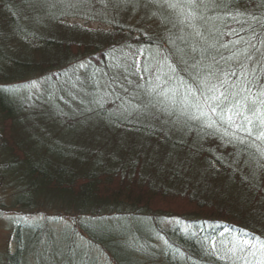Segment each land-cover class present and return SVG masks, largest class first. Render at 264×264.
Here are the masks:
<instances>
[{
  "label": "trees",
  "instance_id": "1",
  "mask_svg": "<svg viewBox=\"0 0 264 264\" xmlns=\"http://www.w3.org/2000/svg\"><path fill=\"white\" fill-rule=\"evenodd\" d=\"M0 211V264H264V0H0Z\"/></svg>",
  "mask_w": 264,
  "mask_h": 264
},
{
  "label": "rangeland",
  "instance_id": "2",
  "mask_svg": "<svg viewBox=\"0 0 264 264\" xmlns=\"http://www.w3.org/2000/svg\"><path fill=\"white\" fill-rule=\"evenodd\" d=\"M51 1H53V0H51ZM139 12L142 14L141 11H139ZM181 18H182V15L178 16V22L181 21ZM183 19H184V17H183ZM60 22L63 24L64 23H69V24L77 23L79 25L86 26L90 29H110V25H108V24L100 23V22L95 21V20H88V19H84V18H79V17H75V16L74 17L68 16V17L62 19ZM206 24H207V26H206L205 33H203L202 35H205L208 32V30H210L211 32L215 31V29L212 28L213 23H206ZM197 33L198 32H196V30H194V32L192 34H197ZM154 54L157 56V60H156L158 63L157 75L159 77L161 74V71L163 69L162 65L166 64V59L162 55V53L157 51V50L154 51ZM140 59H141L140 57L137 59L139 64H140ZM138 69L140 70V67H138ZM76 92L81 93L83 91L81 89H77ZM82 95H84V94H78L75 97L79 98ZM53 96L54 95H52L51 97H53ZM49 101H50L49 103H46V104L43 103L44 105L38 109L39 112H38V115L36 117V120H38L39 118H42V116H45L46 114L52 112L51 109L57 105V103H55L54 98H51ZM193 102H194V105H193L192 109H194V110L196 109L197 104L201 105L200 101L198 102V100H195L194 98H193ZM28 104L30 106L31 102L28 101ZM100 106H102V104ZM74 111L77 113V115L89 116V117H84V119H83L84 122H82V123H87L85 121V119H87V118H90L91 121H93V123L96 122L95 117L93 116L92 109L86 106V101L83 102L82 104H80ZM88 111H91L90 115H86V113ZM106 114H107V116L105 118H103V121H104V123L106 122V124H107L108 119H109V115H112V114L109 111L106 112ZM27 121H29V120L27 119ZM27 121H26V126H29L30 122L28 123ZM79 122H81V121H79ZM35 126L40 127V128L43 127V125L40 123L39 120L36 121ZM45 130L46 131L48 130L47 127H45ZM76 133H79V134H77L78 137L83 135V133H81V132H74V131L61 134V132L58 131L57 129H51L50 128V130L48 131V134H45L43 136L45 138L49 139L51 142L56 143L55 141H61V140L64 142L67 141L70 137H72V135H74ZM165 203H167V206H169L173 209H176V210H180L184 206L181 202H178V201L171 202V203L165 202ZM165 203L159 202L156 205H158V206L164 205L165 206ZM38 215L40 217H42L43 214H38ZM38 219H40V218L38 217ZM20 220H24V216L21 215V213H19L18 211H0V259H1L0 261H1V263H3V261H5L2 259V257L5 255L6 251L8 253L12 254L18 248L19 243H17V238L14 235V233L12 232L11 224H13V223L17 224V223H19ZM64 221L65 220H63V221L58 220L56 222L51 221L50 223L45 225L46 230L44 231V233L41 234V239L45 238L46 235L49 233L53 234V237L55 239V242H54L55 247L51 248L50 251H52L55 258L57 257L56 258L58 261L57 264H62L61 258L63 256L64 251H65L63 248V246H64L63 240L65 239L66 231L69 228L68 225L66 224V222H64ZM66 221H70V220L66 219ZM63 227H65V229H62ZM49 229L54 230V231L52 232ZM223 234H224L223 232L218 234L217 239L221 238L223 236ZM222 240L223 239H220L219 241H222ZM215 243H216L215 240H210L207 245L211 249V251L217 255V253L215 251V246H214ZM243 243L246 244L245 242H243ZM35 249H37V250H35ZM31 255H32L33 264H56V263H54V258L52 257V254H49L48 258L46 257V254H45L44 250L42 249L39 241H36L33 244V250H32ZM27 260H29V259H27Z\"/></svg>",
  "mask_w": 264,
  "mask_h": 264
},
{
  "label": "snow or ice",
  "instance_id": "3",
  "mask_svg": "<svg viewBox=\"0 0 264 264\" xmlns=\"http://www.w3.org/2000/svg\"><path fill=\"white\" fill-rule=\"evenodd\" d=\"M217 99H218V98H217ZM248 110H249V111H252L251 108H249ZM237 114H240V113L238 112ZM245 119H247V117H246ZM248 123H251V121L249 120Z\"/></svg>",
  "mask_w": 264,
  "mask_h": 264
}]
</instances>
